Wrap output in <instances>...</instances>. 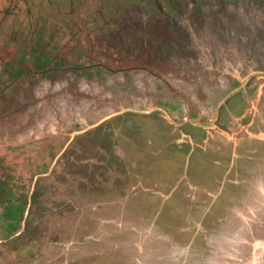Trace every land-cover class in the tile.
<instances>
[{
    "label": "rangeland",
    "instance_id": "obj_1",
    "mask_svg": "<svg viewBox=\"0 0 264 264\" xmlns=\"http://www.w3.org/2000/svg\"><path fill=\"white\" fill-rule=\"evenodd\" d=\"M0 264H264V0H0Z\"/></svg>",
    "mask_w": 264,
    "mask_h": 264
},
{
    "label": "flooded vegetation",
    "instance_id": "obj_2",
    "mask_svg": "<svg viewBox=\"0 0 264 264\" xmlns=\"http://www.w3.org/2000/svg\"><path fill=\"white\" fill-rule=\"evenodd\" d=\"M229 96H230V95H229ZM229 96H226V98L220 103V108H222V104L226 102V99H228ZM223 107H225V106H223Z\"/></svg>",
    "mask_w": 264,
    "mask_h": 264
}]
</instances>
